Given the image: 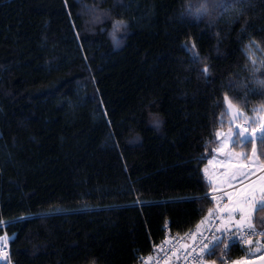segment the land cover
I'll return each mask as SVG.
<instances>
[{
	"label": "trees",
	"instance_id": "1",
	"mask_svg": "<svg viewBox=\"0 0 264 264\" xmlns=\"http://www.w3.org/2000/svg\"><path fill=\"white\" fill-rule=\"evenodd\" d=\"M226 98L264 108V0H0L10 259L136 264L196 226L214 208L205 171Z\"/></svg>",
	"mask_w": 264,
	"mask_h": 264
},
{
	"label": "built area",
	"instance_id": "2",
	"mask_svg": "<svg viewBox=\"0 0 264 264\" xmlns=\"http://www.w3.org/2000/svg\"><path fill=\"white\" fill-rule=\"evenodd\" d=\"M214 163H212L211 169L218 172L221 167H223L224 162L219 161L216 158ZM218 163V164H217ZM222 164V165H220ZM208 165V164H207ZM239 186H232L225 190H220L217 192H212L209 196L216 197L217 195L226 194L233 192L234 196L238 190ZM224 213L220 211L212 219L206 222H200L189 231L181 235H172L166 233L164 239L152 248L149 254L141 257L136 264H205L208 261L207 250H203L204 244H208L209 241L213 240V233L217 227H224ZM231 228V233L224 234V243L217 248L211 259L212 264H238L251 259L253 256L252 245L257 243L258 248L264 251V229L253 227L254 234L249 235L246 230V225H242V231L237 233L235 227L229 226ZM211 230V231H209ZM219 236L221 233H215ZM6 238L5 235L3 236ZM231 244L230 248H225V245ZM238 247L244 250V252L234 257L231 254V248ZM211 248V244H209ZM0 264H14V262L9 258V253L7 250V257L0 255Z\"/></svg>",
	"mask_w": 264,
	"mask_h": 264
},
{
	"label": "rangeland",
	"instance_id": "3",
	"mask_svg": "<svg viewBox=\"0 0 264 264\" xmlns=\"http://www.w3.org/2000/svg\"><path fill=\"white\" fill-rule=\"evenodd\" d=\"M225 104H226V111L228 114L227 127H225V129L220 130L217 133L218 146L215 148V150L218 153L224 150L225 152L228 151L227 154H229V156L227 155V156L219 157L213 155L212 157H210L205 171L206 179L208 181H210V179L213 180L216 179V176L219 175L218 174L219 171L223 170L227 165V163H229L231 160L233 161L234 165H238L239 167L249 165L250 170L248 171L247 174H243L240 178L236 180L234 184L225 188L228 189L232 186H239L234 196H232L233 192L226 193L229 195V199L225 202L233 200V198L235 197H241V193L245 194L247 197V202L244 203L243 205L246 213V219L244 221V223L246 224L244 225H247L248 223L252 224L251 216L253 215L256 209L257 202L264 200V164L260 163V161L258 160L257 147H256V141L260 136L258 124H264V111H259V110L264 108L252 109L250 113L245 114L241 112L234 104H232L228 98L225 99ZM238 113L240 114L239 116ZM254 121H256L257 123H254ZM245 128L248 129V132L245 133V135L251 133L253 128H257L256 136L252 138L254 145L248 156H246V153L244 151L235 150L232 147L233 141H236V144L241 143L240 140L237 138L236 133L238 131H242ZM253 149H255V156H253ZM245 157H247V159ZM213 158H216L217 160L224 162L223 167H221V169L218 172H215V170L209 167V164L210 166H212V163H214ZM212 192H217V191L211 190L210 194ZM241 199L242 197L240 198V201ZM240 201H238L233 206V208L236 207ZM237 221H239V218ZM8 240L9 239L7 238L6 240L5 237L0 238V255L3 257H7ZM250 252L252 253L251 255L253 257L264 254V251L263 250L261 251V249L258 248L257 243L252 245V251L250 250ZM205 264H212V263L207 261Z\"/></svg>",
	"mask_w": 264,
	"mask_h": 264
},
{
	"label": "snow or ice",
	"instance_id": "4",
	"mask_svg": "<svg viewBox=\"0 0 264 264\" xmlns=\"http://www.w3.org/2000/svg\"><path fill=\"white\" fill-rule=\"evenodd\" d=\"M204 11H207V9L204 8ZM122 25H123V22L122 21H119V22H117L114 25V28L115 29H119ZM123 26L126 27V25H123ZM202 72L204 74H206L208 72V69L207 68H204L202 70ZM259 111H264V109H260ZM226 114H227V111L225 112V115ZM239 115L240 114L238 113V116ZM254 123H257V122L254 121ZM258 129H259V132H260V136L258 138L261 141V144L264 145V124H258ZM247 132H248V129L245 128L242 131H238L236 133L237 138L243 144H248V143L251 142L252 138H254L256 136L257 128H253L251 133H249L248 135H245V133H247ZM235 143H236V141H233V144H235ZM262 154H264V153H262ZM253 156H255V149H253ZM245 158L247 159V157H245ZM241 197H242V199L237 204L236 207H234L233 209H226L228 211V224H225L223 228L217 227L214 230V233H213L214 243L212 241H209L208 244H204L202 251L203 250H207L206 251V254L208 256L213 255L214 252H215V250L217 248H219V246L221 244L224 243V238H225L224 237V234L225 233H231V228L229 227V224H233V214L235 212H239V221H236L233 226L235 227V231L237 233H240L242 231L241 226L244 224V221L246 219L245 208H244L243 205H244V203L247 202V197L243 193H241ZM204 198L206 199L207 196L204 197ZM255 210L256 211L264 210V200H261V201L257 202L256 209ZM246 230H247V232H248L249 235L254 234V229H253V226H252L251 223H248L246 225ZM209 231H211V230H209ZM215 233H221V235L217 236V235H215ZM260 234L261 235H264V232H261ZM209 244H211V248H209ZM230 247H231V244L225 245V248L226 249L227 248H230ZM5 259H6V257H5Z\"/></svg>",
	"mask_w": 264,
	"mask_h": 264
},
{
	"label": "crops",
	"instance_id": "5",
	"mask_svg": "<svg viewBox=\"0 0 264 264\" xmlns=\"http://www.w3.org/2000/svg\"><path fill=\"white\" fill-rule=\"evenodd\" d=\"M227 153H228V151L225 152V150L220 151L219 153L216 150H214L213 155H216L219 157L227 156V155L229 156V154H227ZM230 157H231V155H230ZM249 170H250L249 165L239 167L238 165H234L233 161L231 160L229 163H227V165L225 166V168L223 170L219 171V173H218L219 175L216 176V179H214V180L210 179L209 183L212 187L211 190L220 191V190H223V189L231 186L243 174H247ZM212 198L214 201V208L211 211H209V213L200 222H206V221L212 219L220 211H223L224 218H225L224 224H228V211L226 209H233V206L238 201H240L241 197H235V198H233V200H230L228 202H225L229 199L228 194H221L219 196L212 197ZM238 218H239V212H235L233 214V224H229V226L234 225V223L238 220ZM244 224H246V223H244Z\"/></svg>",
	"mask_w": 264,
	"mask_h": 264
},
{
	"label": "water",
	"instance_id": "6",
	"mask_svg": "<svg viewBox=\"0 0 264 264\" xmlns=\"http://www.w3.org/2000/svg\"><path fill=\"white\" fill-rule=\"evenodd\" d=\"M238 264H264V254Z\"/></svg>",
	"mask_w": 264,
	"mask_h": 264
},
{
	"label": "bare ground",
	"instance_id": "7",
	"mask_svg": "<svg viewBox=\"0 0 264 264\" xmlns=\"http://www.w3.org/2000/svg\"><path fill=\"white\" fill-rule=\"evenodd\" d=\"M1 225H2V227H4L5 224L2 223ZM4 235H5V234H4ZM4 235H3V236H4ZM3 236H1L0 238H2ZM5 236L7 237V235H5ZM7 250H8V253H9L8 244H7ZM9 258H10V255H9Z\"/></svg>",
	"mask_w": 264,
	"mask_h": 264
}]
</instances>
